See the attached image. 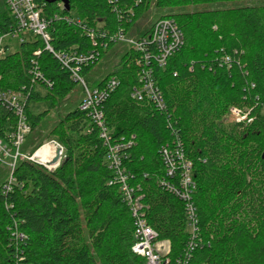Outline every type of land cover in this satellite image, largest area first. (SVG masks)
<instances>
[{
  "label": "trees",
  "instance_id": "16d2710c",
  "mask_svg": "<svg viewBox=\"0 0 264 264\" xmlns=\"http://www.w3.org/2000/svg\"><path fill=\"white\" fill-rule=\"evenodd\" d=\"M36 1L51 20L55 51L99 53L94 64L83 68V78L119 44L106 40L107 49L94 46L80 27L55 15L76 17L108 35L123 29L138 39L161 19L177 22L184 46L164 69L154 68L166 112L129 97L139 86V54L133 49L125 48L118 65L99 82L98 88L112 77L120 82L103 105L112 138L134 142L125 166L131 184L145 196L148 224L160 240L171 242V264L186 259L190 240L186 203L162 184L173 180L166 176L161 150L177 139L193 165L197 186L192 202L201 243L191 254L188 250V264H264V0H119L115 6L110 0H67L69 11L61 0ZM225 1L234 6L215 7ZM6 2L0 3L3 33L16 29ZM199 6L207 9L186 10ZM152 7L157 16L141 31ZM225 14L231 15V35L220 24ZM226 57L231 67L224 64ZM33 61L52 84L39 83L44 99L32 82ZM78 85L39 37H28L0 60V91L24 86L30 92L26 115L32 131L22 152L32 155L53 140L65 155L51 171L20 160L7 193L9 171L0 163V264H145L132 251L134 221L120 187L109 185L113 174L105 165L107 148L80 110L84 90L78 98ZM43 100L48 109L33 114L31 104ZM232 107L250 111L254 121L225 124ZM58 108L64 116L44 135L48 113L61 114ZM8 124L0 108V137ZM17 232L24 234L23 240Z\"/></svg>",
  "mask_w": 264,
  "mask_h": 264
},
{
  "label": "built area",
  "instance_id": "2783aa9c",
  "mask_svg": "<svg viewBox=\"0 0 264 264\" xmlns=\"http://www.w3.org/2000/svg\"><path fill=\"white\" fill-rule=\"evenodd\" d=\"M118 1L110 0V4L115 6ZM6 3L15 21L16 29L9 33H3L0 29V60L12 52L13 40L18 41L20 45L28 37H39L45 43V50L54 54L61 65L71 72L72 78L80 83L84 90L80 110L87 113L92 123L99 130L100 139L107 148L105 165L113 174L109 185L120 187L122 200L130 209L135 226V243L132 251L144 258L145 264H171L169 257L172 251L171 242L160 240L159 233L148 224L147 212L149 207L144 202L145 196L140 189L131 184L132 177L125 166V161L128 159L127 151L132 148L134 142L125 138L113 139L106 121L103 105L118 89L119 80L112 77L104 87L90 89L81 73L84 67L96 62L99 57L97 50L83 53L79 52L77 48L67 51H55L51 43L52 35L49 31L51 20L44 15L36 0H7ZM61 7L64 9V5ZM54 19L65 20L67 23L80 27L94 46L107 49L106 40H109L113 43L128 45V48L138 53L139 86L129 93V97L136 102H147L160 112L167 111L166 100L156 80L154 68L157 66L164 69L169 58L178 53L184 46L183 32L175 20L161 19L157 21L148 36L138 39L127 35L123 29H119L113 35H108L101 29L89 27L76 17L62 19L59 15H55ZM40 54L41 51L35 52L36 56ZM32 64L30 75L32 76V82L37 84L36 91L44 90L39 83L51 87L52 84L45 79L37 63L33 61ZM224 64L231 67L229 57L225 58ZM29 97L30 92L24 86L19 90L0 91V108L7 115L9 121L4 137H0V163L9 171V178L3 190L4 193L10 192L12 184L15 183L14 172L20 160L35 163L50 171L60 167L65 160L64 149L58 142L47 143L32 155L22 152L27 137L32 131L26 115ZM230 113L237 123L251 124L254 121L250 117V111L232 107ZM177 140L161 150L166 167V176L173 180L172 183L167 180L162 184L186 203L187 228L190 240L187 242L186 259L183 261L178 260V264H188L191 252L201 243L199 240L197 211L192 202L197 186L193 179V165L186 158L181 142L179 139ZM45 146L54 148V152H49L46 156L38 155L39 151ZM57 149L61 150L60 161L53 166L51 163L56 156ZM17 236L20 240L24 239V234L20 232H17Z\"/></svg>",
  "mask_w": 264,
  "mask_h": 264
},
{
  "label": "rangeland",
  "instance_id": "374dc122",
  "mask_svg": "<svg viewBox=\"0 0 264 264\" xmlns=\"http://www.w3.org/2000/svg\"><path fill=\"white\" fill-rule=\"evenodd\" d=\"M0 3H3V0H0ZM234 4H231L228 1L223 2L222 4H219L215 7L217 8H227V7H233ZM193 7V6H192ZM215 7H211V9L215 8ZM184 8H182L183 10ZM193 9H196L198 11H202L207 9V7L205 6H199L196 8H186V10L188 11H192ZM149 18L143 20L140 30L141 31H145L147 29H149L151 27V25L153 24L155 17L157 16V10L152 7L151 12L149 14ZM221 26L225 28V33H228V35H231V15L225 14L222 18H221V22H220ZM136 37V36H133ZM12 52H15L19 49V43L18 41L13 40L12 41ZM125 48H128V45H124V44H119L117 45L116 50L114 51V53H109L107 54L103 60H101L98 65L96 66V68L93 70L92 73H90L88 76H85V81L87 82L88 86L90 89H94L98 86L99 82L102 80V78L105 76V74L109 71H112L119 63L120 61V57H121V53L125 50ZM97 76V77H96ZM92 77H95L94 80H92ZM74 93L76 94V96L78 98H82L83 97V88L81 85H78L77 88L75 89ZM40 94L42 96V98L44 99L46 97V91L45 90H40ZM31 111L33 114L37 115L40 113H44L47 109H48V105L46 101H35L31 104L30 106ZM59 109V108H58ZM60 110V109H59ZM61 114L57 113L56 111H51L50 113H48V116L43 124V130H44V135H47L49 133V131L52 129L53 125L59 121V119H62V116H64L63 109L60 110ZM223 122L225 124H233L234 120L233 117L231 116L230 110L226 112L224 118H223ZM52 142H56V141H50L48 143H52ZM54 152V148L53 151L51 153Z\"/></svg>",
  "mask_w": 264,
  "mask_h": 264
},
{
  "label": "water",
  "instance_id": "95a60500",
  "mask_svg": "<svg viewBox=\"0 0 264 264\" xmlns=\"http://www.w3.org/2000/svg\"><path fill=\"white\" fill-rule=\"evenodd\" d=\"M61 1L63 2L65 8L69 11L70 10V7H69L68 1L67 0H61ZM60 152H61L60 149H57L56 150V156H55V158L53 159V161L51 163L53 166L56 165V164H58V162L60 161V156H61V153Z\"/></svg>",
  "mask_w": 264,
  "mask_h": 264
},
{
  "label": "bare ground",
  "instance_id": "6f19581e",
  "mask_svg": "<svg viewBox=\"0 0 264 264\" xmlns=\"http://www.w3.org/2000/svg\"><path fill=\"white\" fill-rule=\"evenodd\" d=\"M52 151H53L52 147L45 146L39 151L38 155L46 156L49 152H52Z\"/></svg>",
  "mask_w": 264,
  "mask_h": 264
}]
</instances>
